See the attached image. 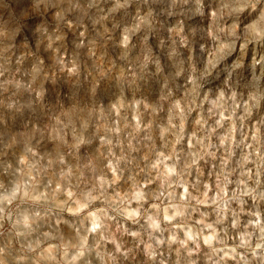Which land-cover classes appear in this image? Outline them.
I'll list each match as a JSON object with an SVG mask.
<instances>
[{
  "label": "clouds",
  "instance_id": "obj_1",
  "mask_svg": "<svg viewBox=\"0 0 264 264\" xmlns=\"http://www.w3.org/2000/svg\"><path fill=\"white\" fill-rule=\"evenodd\" d=\"M0 264H264V0H0Z\"/></svg>",
  "mask_w": 264,
  "mask_h": 264
}]
</instances>
